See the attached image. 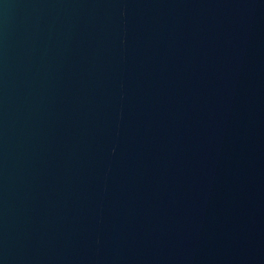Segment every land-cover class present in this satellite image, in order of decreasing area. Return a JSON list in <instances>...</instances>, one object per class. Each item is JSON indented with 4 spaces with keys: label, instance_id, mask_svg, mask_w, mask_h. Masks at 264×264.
Segmentation results:
<instances>
[{
    "label": "water",
    "instance_id": "obj_1",
    "mask_svg": "<svg viewBox=\"0 0 264 264\" xmlns=\"http://www.w3.org/2000/svg\"><path fill=\"white\" fill-rule=\"evenodd\" d=\"M0 264H264V0H0Z\"/></svg>",
    "mask_w": 264,
    "mask_h": 264
}]
</instances>
